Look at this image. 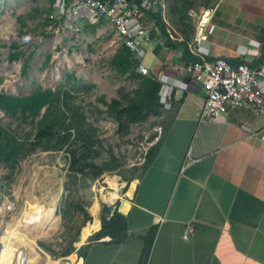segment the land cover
I'll return each mask as SVG.
<instances>
[{"label": "crops", "instance_id": "crops-1", "mask_svg": "<svg viewBox=\"0 0 264 264\" xmlns=\"http://www.w3.org/2000/svg\"><path fill=\"white\" fill-rule=\"evenodd\" d=\"M203 8L212 13L201 31L191 25L176 32L162 20L163 32L150 17L151 36L143 46L149 56L138 60L161 82L166 122L145 167L112 203L125 218L124 237L87 240L100 227L94 199L96 217L90 214L83 224L96 220L97 226L78 244L72 241L73 250L57 257L58 264L70 261L71 253L74 264H264V114L242 104L198 121L204 91L186 69L196 56V38L206 58L256 63L264 49V0H215ZM25 199L32 200L28 193ZM8 203L4 211L12 208ZM186 222L192 231L184 238ZM81 244L79 255L74 248ZM39 257L43 261L33 264L51 259L42 250Z\"/></svg>", "mask_w": 264, "mask_h": 264}, {"label": "rangeland", "instance_id": "rangeland-1", "mask_svg": "<svg viewBox=\"0 0 264 264\" xmlns=\"http://www.w3.org/2000/svg\"><path fill=\"white\" fill-rule=\"evenodd\" d=\"M212 1L215 0L207 3ZM77 4L74 0H0V92L19 95L39 86L66 87L73 104L78 105L93 127L95 138L90 148L96 152L89 151V156L93 155L92 159L98 162L109 158L111 153L121 161L120 174L136 176L147 148L162 133L166 122L164 106L156 114L148 112L129 119L125 112L120 114L121 121L117 119L109 100L115 97L124 106L134 95L132 89L139 84L140 76L135 73L136 67L120 72L117 66L109 63L111 54L120 45L119 40L104 19L91 16L85 7ZM157 8L161 20L168 22L176 32L190 31V26H196L204 9L203 0H160L154 11ZM12 41L17 43L16 50H20V55L10 59L8 52L13 50L9 46ZM148 56L149 52L144 49L140 59L145 63ZM42 110L43 107L32 120L28 116L19 122L18 119L10 121L0 110V124L10 121L17 137L27 132L31 138ZM67 157L64 148H35L16 163L0 162V264L1 258L3 264L8 260L2 240L8 226L17 225L25 217L34 220L38 216L36 213L42 215L47 210L55 223L54 229L46 232L49 223L44 221L47 224L42 225L45 233L35 237L34 241L35 244L38 241L47 243L53 252H46L38 244V248L32 245L29 250L25 249L22 264H33L37 259L42 262L40 250L51 258L46 263L58 264V253L74 235L75 228L79 227L78 244L87 236L85 229L93 223L86 221L83 224V210L77 206L87 212L89 209V214L93 215L91 202L98 199L100 204L104 203L100 198L110 191H98L99 176L110 173L115 174L111 176L115 181L117 176L122 179L117 171L103 170L94 176L90 166L76 171L75 178L69 177L66 175L70 172ZM27 193L32 200H24ZM8 202L12 203V208L4 211L2 207ZM73 255H69L70 261L65 264L72 263Z\"/></svg>", "mask_w": 264, "mask_h": 264}, {"label": "trees", "instance_id": "trees-1", "mask_svg": "<svg viewBox=\"0 0 264 264\" xmlns=\"http://www.w3.org/2000/svg\"><path fill=\"white\" fill-rule=\"evenodd\" d=\"M207 2L208 0H203V6H206ZM150 16L158 29L164 32L165 24L161 20L159 9L157 8V10L150 12ZM168 45H172L171 42ZM9 46L13 50L8 52V58H17L20 55V50H16L17 43L12 41ZM184 53H188L186 47L184 48ZM190 56L191 59L189 61L196 59V56ZM260 56H264V49ZM108 61L112 65L117 66L120 72L136 67L138 62L137 58L122 43L117 46ZM236 62L231 63L235 64ZM135 73L140 76L139 84L132 89L134 95L128 98L127 102H125L126 104L123 106L115 97H111L108 102L113 105L112 108L116 112V117L119 121L123 119L120 114L123 115L125 112L129 114L128 118L132 119L148 112L156 114L162 107V102L159 100L161 82L148 72L141 73L136 71ZM123 94L127 95V93ZM116 105L118 106L116 107ZM41 107H43V110L35 121V129L31 138L28 137L27 132L23 136L17 137L15 129L10 127V121L15 119H18V122L23 121L28 116L32 120ZM0 110L10 119L7 123L0 124V162L2 163H16L19 158H22L35 148H40L41 150L64 148L67 152L68 169L70 170L66 175L69 177L75 178L76 171L82 170L85 166L92 168L91 173L94 176L103 170L107 172L117 171L121 178L125 180L137 176L120 174L118 169L121 166V161L111 153L109 158H102L98 162L92 159L93 155L89 156V151H93L90 147L95 138L93 127L85 119V115L78 105L73 104L72 95L66 87L51 89L39 86L28 93L19 95L0 92ZM119 121L118 125L121 127ZM159 141L160 137L147 148L143 162L139 166L140 172L150 159ZM93 152L96 151L94 150ZM77 207V209L83 210V221L90 219V214L84 208ZM98 218L100 219V227L87 236L88 241L108 235L110 237L109 240L118 242L124 237L125 218L115 207L113 208V205L101 203ZM78 230L79 227H76L74 235L69 238L58 255L66 254L73 250L72 241L75 240L74 243L77 244L76 235L79 232ZM146 240L145 245L147 244ZM37 244L45 250L53 252L47 243L38 241ZM84 245L86 244H81L75 250L77 254L81 255Z\"/></svg>", "mask_w": 264, "mask_h": 264}, {"label": "built area", "instance_id": "built-area-1", "mask_svg": "<svg viewBox=\"0 0 264 264\" xmlns=\"http://www.w3.org/2000/svg\"><path fill=\"white\" fill-rule=\"evenodd\" d=\"M63 1V0H62ZM85 7L86 11L94 17L104 19L113 29L120 43L126 46L134 57L140 58L144 52V44L151 36L150 12L159 6L160 0H74ZM211 14L210 8H204L196 21V28L201 31ZM201 35V34H199ZM198 39L191 45L192 53L196 59L186 64L192 79L197 81L204 91L198 121L214 119L234 108L246 104L252 112L264 114V56L256 63L239 60L232 64L222 56L212 58L204 57L198 50ZM195 49V51H193ZM137 71L147 73V67L140 61L136 64ZM165 95L161 90L159 96ZM161 99V97H160ZM264 138V131L260 134ZM115 174L102 173L98 191L113 189L107 178ZM117 176V175H116ZM129 181L116 178L117 196L119 191L125 189ZM114 201V199H113ZM113 201H103L112 205ZM5 209L10 204H5ZM192 231V224L186 222L182 228L181 236L186 237Z\"/></svg>", "mask_w": 264, "mask_h": 264}, {"label": "bare ground", "instance_id": "bare-ground-1", "mask_svg": "<svg viewBox=\"0 0 264 264\" xmlns=\"http://www.w3.org/2000/svg\"><path fill=\"white\" fill-rule=\"evenodd\" d=\"M114 177V176H113ZM108 183H110L111 186H113V189H109V193L104 194L101 196L100 199L111 202L116 197V181L109 177L107 179ZM46 209V208H45ZM44 209V210H45ZM49 209V208H48ZM92 211L95 214L94 217H96V212L98 209V202L97 200L94 201V204L92 206ZM27 211V210H26ZM39 211V210H37ZM50 210H47V212H44L45 214H38L37 217L34 218V220H29L27 217L21 218L19 223L17 225H9L8 229H6L5 235L3 236V244L5 245V248L8 252V259L10 264H22V262L25 260L24 256L25 249H28L32 247L34 243V238L37 237L40 234H43V227L44 221L47 223L52 224V216L51 214H48ZM43 212V211H42ZM41 213V212H40ZM97 226V221L94 220L92 223V226H90L91 229ZM50 228V227H49ZM90 228L85 229V236L88 234ZM45 230V229H44ZM35 244V243H34ZM71 260L74 264L75 263V256L73 255L71 257ZM46 264H51L50 261ZM79 264V261L78 263Z\"/></svg>", "mask_w": 264, "mask_h": 264}]
</instances>
